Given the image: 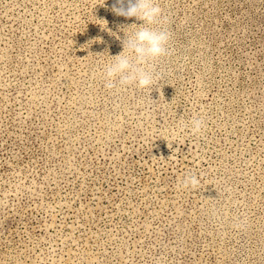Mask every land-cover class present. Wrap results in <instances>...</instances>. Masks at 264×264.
I'll list each match as a JSON object with an SVG mask.
<instances>
[{
	"label": "rangeland",
	"instance_id": "rangeland-1",
	"mask_svg": "<svg viewBox=\"0 0 264 264\" xmlns=\"http://www.w3.org/2000/svg\"><path fill=\"white\" fill-rule=\"evenodd\" d=\"M115 3L0 0V264H264V0H155L154 83L110 90Z\"/></svg>",
	"mask_w": 264,
	"mask_h": 264
},
{
	"label": "clouds",
	"instance_id": "clouds-1",
	"mask_svg": "<svg viewBox=\"0 0 264 264\" xmlns=\"http://www.w3.org/2000/svg\"><path fill=\"white\" fill-rule=\"evenodd\" d=\"M111 10L116 16L125 19L136 18L143 23L140 26L133 24L138 30L127 37L124 36L121 41L122 52L111 57L112 62L105 65V87L119 90L129 85H136L141 89L152 86L155 74L150 62L168 54L167 46L171 38L166 29L153 27L163 22L161 7L155 3V0H116ZM112 34L120 39L116 33ZM189 123L193 133H200L204 127L202 118L193 119ZM186 127L188 124H182L180 131ZM199 183L200 180L196 175L186 174L178 187L195 188ZM235 226L240 228L243 225L238 223Z\"/></svg>",
	"mask_w": 264,
	"mask_h": 264
}]
</instances>
